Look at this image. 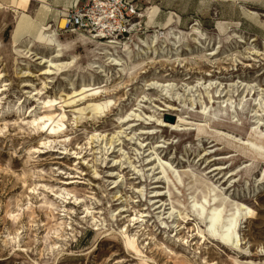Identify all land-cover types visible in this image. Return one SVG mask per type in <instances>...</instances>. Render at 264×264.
<instances>
[{
	"label": "rangeland",
	"instance_id": "rangeland-1",
	"mask_svg": "<svg viewBox=\"0 0 264 264\" xmlns=\"http://www.w3.org/2000/svg\"><path fill=\"white\" fill-rule=\"evenodd\" d=\"M231 1L220 13L209 4L198 14L210 17L197 24L156 25L179 31L187 48L153 57L65 31L49 8L47 19L34 21L33 5L24 12L0 0V264H264V159L254 166L250 149L205 127L173 130L156 121L191 120L193 111L229 101L249 127L259 101L264 121V0ZM46 27L59 51L39 43ZM196 27L206 37L200 46L192 41ZM233 34L246 44L228 47ZM156 156L170 165L168 185ZM203 185L221 194L217 204L251 210L239 219L241 248L212 240L188 206ZM171 203L185 222L167 217ZM124 234L140 253L125 248Z\"/></svg>",
	"mask_w": 264,
	"mask_h": 264
},
{
	"label": "bare ground",
	"instance_id": "bare-ground-1",
	"mask_svg": "<svg viewBox=\"0 0 264 264\" xmlns=\"http://www.w3.org/2000/svg\"><path fill=\"white\" fill-rule=\"evenodd\" d=\"M38 1H42V0H38ZM14 3H15V7L24 11L27 8L29 0H14ZM246 11L250 15L253 16L257 15V12H253L250 10H246ZM178 21H179V16L176 13L172 12L168 17V21L166 25L177 24ZM63 24H64V20L61 18L59 20V27H62ZM171 28L172 27H169L167 31H172ZM51 31L52 30L49 27L40 29L38 41L39 43H45L50 45L53 44L57 48L56 51H59L62 45L60 41L56 40L54 36L55 34ZM192 31H193V35L196 36V38H192L193 43H199L200 41H198V37H203V35L200 34V32H198L200 30L197 27L192 28ZM232 36L236 38L239 37L236 36V34L235 35L233 34ZM23 51L28 54V51L25 50L22 51L19 50L18 52H23ZM214 54H216V52H210L209 54H205V55L212 56ZM250 55L257 57L259 55V52L258 53L252 52ZM38 58L39 57H36V59ZM232 59L235 62L238 63L240 62L238 61L236 55L232 57ZM251 60L254 62L257 61L255 60V58H251ZM164 61L167 60L164 59ZM176 61H179V59ZM43 62H45V60ZM112 65L119 66L120 62L117 60ZM246 66L249 67L250 64H246ZM155 84L157 85V83ZM23 86L29 87L31 86V84L23 83ZM3 90H5V88L1 87L0 95L2 94ZM34 95H36V93L28 97L33 98ZM243 103L244 100H240L237 104L242 105ZM261 103L264 104L263 100L261 101ZM233 104L234 101H229V103H226L224 106H222L220 102H214L207 109L206 106H204L201 108V110H195L193 111V113H190L189 115L196 117L191 120H188L185 117L178 116L177 120L173 123H167L166 121H161L159 118H156V121L159 122L158 125L168 126L173 130L185 129L183 128L184 125L192 124V125H196V127L199 128L201 131L203 130V127H205L210 131L217 132L218 134H221L224 137L231 139V142L237 144L241 149L244 150L250 149L257 157L256 163L254 164L255 166L259 163L260 159H264V121L262 120L261 113H259L260 102L257 101L256 103H254V105H258V108L256 110H252V113L250 114V116L252 117L251 120L253 121L254 124L250 127L245 126L241 121L235 118L237 112L234 111ZM242 109L243 107L241 108V110ZM169 110L170 111L176 110V108H173L171 106ZM135 116L138 117L139 115L136 114ZM150 117H152V115H150ZM223 148L225 149L227 147L224 146ZM156 157L158 163L160 164L163 178L166 180L168 185L169 182L172 181L167 175L166 166H170V165L168 163H163L158 156ZM172 174L174 176L173 178L175 182L178 185H182L183 176L178 172V170H172ZM262 174H263L262 177H264V169ZM187 178L192 179V183L196 185V179L193 173L190 172V175H188ZM173 185H175V187L177 188L175 183H173ZM196 188L198 189L200 195L198 198L195 195L190 196L189 198L190 202L188 203V206L196 213V215L201 219V221L205 223L206 226L205 230L211 236L212 240H219L220 243H222V245L225 246L228 245L235 248H241L240 236L237 230L239 219L243 214H249L251 210L244 205H238V204L227 205L225 199H223L220 203L217 204L216 202L220 200L221 194L216 193V189L209 188L208 185H203L202 187L197 186ZM167 192L170 197L171 192L169 191V189L167 190ZM153 195L158 196L159 194L158 192H155ZM179 204L183 205L182 203ZM170 210L171 211L168 213L167 217H173L174 215L175 217L182 219V221H184L187 217L186 212H184V210L182 209H179L173 203H171ZM142 216L146 217L148 216V214L145 213ZM135 219L137 220V222L142 221L134 217L132 218V220ZM162 224L165 227H167V224L165 222H162ZM181 228L183 227H180L179 229ZM197 233L202 237H204L202 233V229L198 228ZM185 242H187V240ZM123 243L125 248L128 250H132L139 253L141 252L138 247L137 239H135L134 236L130 237L129 235L124 234ZM142 261L144 264H147L144 262V260Z\"/></svg>",
	"mask_w": 264,
	"mask_h": 264
},
{
	"label": "built area",
	"instance_id": "built-area-1",
	"mask_svg": "<svg viewBox=\"0 0 264 264\" xmlns=\"http://www.w3.org/2000/svg\"><path fill=\"white\" fill-rule=\"evenodd\" d=\"M145 10L143 0H82L72 7L60 8L58 15L64 20L63 30L86 34L105 42V46L111 49L127 51L132 46L140 53L148 52L156 57L164 55L166 51L176 56L187 48H181L178 43L179 36L176 34L179 31L172 28V31L163 32L160 27L147 25L145 21L150 12L145 13ZM197 21L192 20L193 24H197ZM205 38L204 35L198 37L200 42L193 44L200 46ZM244 44V38L239 36L234 37V42L228 47L235 49ZM210 52L214 50L208 54Z\"/></svg>",
	"mask_w": 264,
	"mask_h": 264
},
{
	"label": "crops",
	"instance_id": "crops-1",
	"mask_svg": "<svg viewBox=\"0 0 264 264\" xmlns=\"http://www.w3.org/2000/svg\"><path fill=\"white\" fill-rule=\"evenodd\" d=\"M40 3L39 7H37L36 2ZM82 0H29L27 8L24 12H28L33 5L35 8L33 9L34 15L32 19L34 21L36 19H47L48 14L46 13L44 16L42 14L45 13V8H49L55 11V14L58 15L59 9L62 7H72L76 4L81 3ZM226 2H232L231 0H212L210 2L203 0H143V4L146 7L145 13L150 12V16L146 19L145 23L150 26H159L167 24L169 15L173 12L179 16V21L176 25L185 27L187 23L194 19L201 18L204 20L208 16L206 13L204 16L201 14L202 10H207L208 5H212L215 7L220 13L221 6L225 5ZM14 4V5H13ZM237 4V2H234ZM15 7V3H12ZM245 5V4H244ZM238 6V5H237ZM248 6V5H247ZM249 7V6H248ZM18 9L17 7H15ZM32 9V8H31ZM257 10V8H255ZM20 10V9H19ZM247 9H245L246 11ZM23 11V10H21ZM201 12L200 14H198ZM246 14L247 11L245 12ZM249 15V14H248ZM253 16V15H251ZM32 17V16H31ZM200 20V19H199ZM222 21H229L227 18L222 17ZM240 20L236 21L239 22ZM204 22V21H203ZM206 27H212L213 21L207 22L205 24Z\"/></svg>",
	"mask_w": 264,
	"mask_h": 264
},
{
	"label": "water",
	"instance_id": "water-1",
	"mask_svg": "<svg viewBox=\"0 0 264 264\" xmlns=\"http://www.w3.org/2000/svg\"><path fill=\"white\" fill-rule=\"evenodd\" d=\"M165 120H166V121L173 122V118H172V117H166Z\"/></svg>",
	"mask_w": 264,
	"mask_h": 264
}]
</instances>
